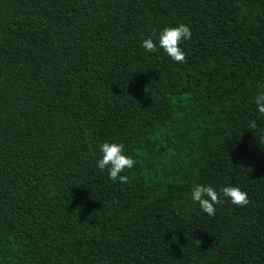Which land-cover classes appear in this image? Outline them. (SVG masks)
Masks as SVG:
<instances>
[{"label": "trees", "instance_id": "16d2710c", "mask_svg": "<svg viewBox=\"0 0 264 264\" xmlns=\"http://www.w3.org/2000/svg\"><path fill=\"white\" fill-rule=\"evenodd\" d=\"M180 23L182 64L140 46ZM262 88L264 0H0V264H264Z\"/></svg>", "mask_w": 264, "mask_h": 264}, {"label": "clouds", "instance_id": "9594fccd", "mask_svg": "<svg viewBox=\"0 0 264 264\" xmlns=\"http://www.w3.org/2000/svg\"><path fill=\"white\" fill-rule=\"evenodd\" d=\"M191 35L190 27L183 23L166 26L155 33V41L150 36L144 38L140 46L147 53H155L159 49L172 61L182 64L186 56L182 45L191 38ZM253 103L256 111L264 116V88L256 92ZM247 127L256 129L258 125L255 120H251ZM97 147L99 158L96 160V167L101 171H106L109 180L127 184L129 177L124 173L132 169L136 161L128 154L124 144L104 141ZM188 199L208 217H213L217 206L225 202L237 207H244L249 203L248 194L239 186L231 184L215 188L212 185L196 183L189 189Z\"/></svg>", "mask_w": 264, "mask_h": 264}]
</instances>
